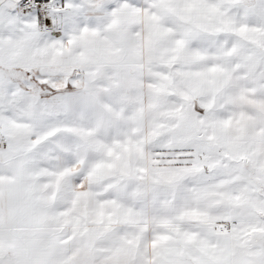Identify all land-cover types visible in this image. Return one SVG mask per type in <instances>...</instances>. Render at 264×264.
Listing matches in <instances>:
<instances>
[{"label": "snow or ice", "instance_id": "1", "mask_svg": "<svg viewBox=\"0 0 264 264\" xmlns=\"http://www.w3.org/2000/svg\"><path fill=\"white\" fill-rule=\"evenodd\" d=\"M0 264H264V0H0Z\"/></svg>", "mask_w": 264, "mask_h": 264}]
</instances>
